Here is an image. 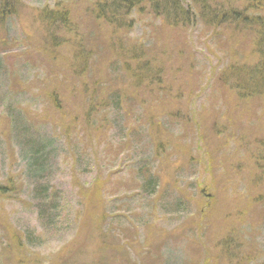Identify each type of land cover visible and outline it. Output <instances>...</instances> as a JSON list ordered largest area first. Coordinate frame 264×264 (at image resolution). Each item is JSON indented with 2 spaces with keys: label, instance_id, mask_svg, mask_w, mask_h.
Returning a JSON list of instances; mask_svg holds the SVG:
<instances>
[{
  "label": "rangeland",
  "instance_id": "obj_1",
  "mask_svg": "<svg viewBox=\"0 0 264 264\" xmlns=\"http://www.w3.org/2000/svg\"><path fill=\"white\" fill-rule=\"evenodd\" d=\"M86 1L10 0V3L17 4L18 15L7 20L0 28V47L4 48L0 52V185L4 183L6 180L4 178L9 173L19 176L16 180L23 185L22 200L26 203L16 205L0 201V224L4 221L7 225L6 221L10 219L14 230L20 233L21 239H18V242L25 249L26 263L132 264L140 244L144 245V240H148L149 236L148 247L149 250L153 249L151 247L153 240H159L163 231L164 234L173 232L175 236L170 240L164 238L165 242L160 243L158 246L160 250L157 251L160 258H155L154 255L157 253L154 252L153 264H202L205 256L209 264H264V165L258 167L264 157V108L257 107L256 113L254 109L242 108V104L237 103L234 97L239 93L231 86L232 83L227 90L222 89L220 83L222 77L219 75L221 68L230 64L233 59H239V52L245 56L250 55L251 49L241 45L243 41L245 43L247 41L244 35L236 36L220 31L217 33H221V39L215 38L213 28L205 29L201 23L188 32L187 39L191 41V50H187L186 57L191 59L193 56L195 62L192 61L193 68H190V63L183 71L184 79L189 76L190 82L198 84L195 92L198 101L192 107H196L197 110L206 109L205 120L209 125L214 122L212 108L215 111L222 110L223 113L230 109L232 116L230 120H235L233 127L226 124L228 119H221V123L217 122L221 140L216 143L213 140L204 141L197 147L194 146L190 160L191 157L187 153H184L186 156L184 157L166 149L167 138L157 144L149 140V136L153 135L149 128L152 127L153 120L161 117L160 111L164 115L167 113L183 115L184 112H178L177 109L173 110L168 106L159 110L135 87H129L123 81L124 85L116 84L120 77L128 81L129 75L122 72L118 77L111 73V70L116 69L115 66H119L115 63V52L120 56L124 55L127 61L132 56L130 51L121 52L115 46L117 38L129 43L128 45L131 44V38L136 42L143 39L141 45L145 47L148 44L147 40L152 42L153 30L149 27L152 15L149 14L142 19L136 17L137 25L131 30V34L129 29L127 33L124 30H114L107 22H98L96 25L101 27L102 35L99 36L100 41L97 43V47L100 48L95 52L96 46L94 48L90 41L85 40L84 47L78 45V42H81L79 39L89 37L86 34L88 22L83 19L87 17L89 22H92L89 15L84 16V11L82 10L83 14L79 11L93 5L92 1L87 3ZM206 1L214 7L212 10L218 7V4L224 6L235 4L237 11H246L251 6V0ZM62 2L67 5L69 18L73 24L76 23L78 30L77 37L69 40V44L81 48L83 60L88 56L85 66L91 73H96L92 74V77L91 75L85 79L75 77L74 71L69 67L72 63L62 64L63 68L59 64L57 68V64L50 61L53 52H47L46 58L43 57L44 52L41 48L44 47V43H48L46 31L47 27L52 25L48 19L45 20L43 10L53 12L60 10ZM257 13L264 18V12L260 10L254 11L253 14L249 11L247 14L259 17L255 16ZM62 27L64 26L52 28L60 32ZM229 40L232 48L227 47ZM31 42L33 46L28 45ZM237 44L238 46H234ZM71 45H67L69 49ZM186 45L187 42L184 46ZM234 50L235 53H231ZM167 52L171 55L169 50ZM62 55L65 58L72 57L66 50L61 51ZM100 57H104L102 62ZM169 57L164 58L167 60ZM119 59L123 61L122 58ZM73 60L76 61L77 69L84 68L83 60L79 63L74 57L71 61ZM240 64H251V61H243ZM129 66L133 70L131 64H128ZM110 75L112 79L108 77ZM45 79L50 80V84H53L52 80L57 82L49 90L52 91L53 88L58 90L63 105L65 101L64 108H67L64 109L65 113L61 112L63 115L57 112L53 117H46L42 113L46 100L39 95L41 81ZM85 80L90 83L94 80V84L89 88L86 85L87 92L98 83L101 89H105L102 84L108 87L113 82L115 92L122 95V109L118 111L110 105L104 107L103 104L85 103L86 95L83 93L85 89L80 87V83L83 84ZM180 80L181 82L176 81L174 84L175 91L171 99L175 100L178 95H185L183 100L187 98V86L183 78ZM74 83L78 85L75 88ZM167 85L164 83V87ZM181 86L183 89L177 90ZM210 86H213L212 89H209ZM224 90L226 96L223 94ZM220 94L225 98L220 100ZM131 96L136 97L137 103H143V106L132 108L131 111L126 109L129 107ZM145 103L147 104L144 105ZM81 109H84V113L80 111ZM68 111L72 112L71 121H75V124L65 134L53 121L56 119L57 122L64 124L65 127L62 125L64 128L68 125L67 121L70 127L71 123L64 117L69 116ZM192 112L193 108L190 113ZM216 116L219 118V115ZM88 119H95L100 127H104L99 132L101 134L96 135L98 138L86 135ZM176 131L177 133L175 129L172 131L176 134L174 137L183 133ZM32 139L31 145L40 143L46 146V142H50V147L46 149L47 163L44 175L33 171L31 164L34 158H25V146ZM206 143L208 144L205 147ZM209 165L216 167L211 170ZM141 170L145 175L143 182L140 177L142 175L139 174ZM224 170L228 175L221 177ZM250 171H255L254 176L258 174L260 177V181L257 180V184L251 186L253 195L250 200L258 197L263 199L259 204L255 199L259 205L255 208L256 214H252L255 210L247 212L248 204L245 200L239 202L241 207L235 205L229 208L226 203L234 195L245 194V182L252 179ZM148 174L158 179L159 184L155 192L157 194L152 198L141 191L145 186L144 179L149 178ZM214 178L215 184L212 183ZM96 181H99V184ZM210 184H213L211 188ZM95 185L99 188L97 196L93 195L94 190L91 189ZM42 187L49 189L52 196L48 201L52 205H46L44 216L41 213L44 206L40 208L39 202H33V199L31 201L35 190L39 192L38 188ZM213 187L215 189L210 190ZM185 189L188 193L183 191ZM82 190L88 191L89 194L86 195ZM213 193L216 195L211 204ZM200 194L205 197L200 203L204 201L205 206L210 203L211 206L217 207V212L219 211L222 216L227 212L233 215L223 223V227L220 226L222 220L215 219L218 231L225 229V224L230 231L236 225V228L242 227L248 235L246 242L243 243V250H238V254L230 260L231 262L226 261L222 254L217 255V252L216 256L213 255L215 253L213 248L222 242L220 237L215 240L214 245L206 238L202 239V235L192 240L185 233L183 222L189 217L198 213H205L208 216L207 208L197 210L191 202L193 197L198 204ZM84 195L91 197L89 199ZM176 203L181 205L176 207ZM239 212L244 213V216H237ZM50 217L55 218L54 224L49 223ZM145 225L152 226V229L148 230V236L145 235ZM210 232L216 231L214 229ZM250 238H253V241ZM3 246L0 245V264H12L14 262L12 251L4 250L5 241ZM206 250L209 252L207 255ZM100 258L105 261H100ZM139 258L138 260H141L143 256L140 254Z\"/></svg>",
  "mask_w": 264,
  "mask_h": 264
},
{
  "label": "trees",
  "instance_id": "obj_2",
  "mask_svg": "<svg viewBox=\"0 0 264 264\" xmlns=\"http://www.w3.org/2000/svg\"><path fill=\"white\" fill-rule=\"evenodd\" d=\"M86 1V0H85ZM92 1L93 5L89 8L81 9L79 10L80 13H82V10L84 11V16H88L91 23L89 22L88 18H84L86 22H88V26L86 27L87 31L86 34L89 35L88 39L84 36L83 39H79L78 45L84 47L83 43L84 41H90V44H92L95 48V52L99 50L100 46L97 47V43H99L100 35H102L101 27H98V22L104 21L110 24L113 29L117 30H124L128 33V29L130 31V34L132 33L131 30L135 28V25H137V19L136 17L146 18L149 16V14L152 15L150 17V25L149 27L151 30H153L152 34V42L146 41V46H142L141 42L143 39H141V42H136L134 38H131L130 42L131 44L128 45L127 42H122L121 39L117 38L115 46L120 49L121 52L123 50L130 51V54L132 55L128 61L124 57V55H119L118 53H114V57L116 58V62L119 66H115V70H111L112 75H118L122 72H125L127 75H131L130 77L127 75L128 81L125 80V78H118L116 84H123L122 81L130 87H135L136 90L139 92H143L146 95V100L150 101V103H153L152 105H155L156 108L160 110L164 107L171 108L173 110H176L182 113L184 112V117L181 114H173V113H167L163 114L160 111L161 117L156 118V120H153L152 127L149 128L151 130L153 135L149 136V140L152 143H162L161 140H165L167 138V146L166 149H170V151L176 153V154H182L184 157V153H187L189 157H191V152H194V146L197 147L201 142L204 141H211L213 140L214 143H216L218 140H221L220 137V130L217 127L216 123L220 122L221 119H228V127H233L235 124V120H230L231 114L230 109L226 113H223V111H215L214 108L211 109L213 113V119L214 122L209 125L208 122L205 120L206 115V109L201 108V110H197L196 107H192L198 100V95L195 94V92L198 89V84H194L195 82H190L189 76H186V79H184L185 71L188 66L191 63L190 68H193V56L190 58L186 57V52L188 49H190L191 41L187 39L189 30L193 29L195 25H199L200 23L204 26V28H213L214 32L216 33L215 38H219L222 36L221 33L217 32H226L227 34H232L236 36H242L244 35V38L247 40L246 43L242 42L241 45L244 47L251 49L250 55L245 56L243 53L239 52L238 58L239 59H233L230 61V64L225 65L220 70V76L222 77L220 79V83L222 85V89L227 90L228 87H230L231 83L233 88L237 91V95H234L236 98L237 103L242 104V108L247 109H254V112L259 109L264 108V18L260 17L261 15L257 13L259 17H253L252 15L249 16L247 14L249 11L253 12L256 10H260L264 12V0H251L250 4L251 6L246 9V11H237L235 8V4L232 6H228L226 4L225 6L223 4H218L219 6L216 7L214 10H212L211 5L208 4L206 0H88ZM86 1V3L88 2ZM18 2V0H17ZM20 2V1H19ZM13 3V4H12ZM10 3V0H0V28L3 27V24L10 19H13L16 17L17 14V4L14 5V2ZM21 3V2H20ZM63 3V6L60 10L57 11H46L43 10L45 16V20H49L52 25H49V28L47 27L46 35L48 39V43H44V47L41 48V50L44 52L43 57L46 58L47 52H53L50 56V61H52L53 64H57V68L61 65V68H63L62 64H71L69 65L70 68H72V71H74L75 77H79L81 79L88 78V75L93 76L92 74H96L94 72L88 71L87 67L85 66L88 56L86 59L83 60V53L81 52V48L76 45L69 44V40L71 41L74 39V37H77V25L76 23L73 24L71 21V18H69L70 12L68 11L67 5ZM59 6V5H58ZM84 8V7H83ZM80 14V15H82ZM68 15V17H67ZM149 19V17H148ZM46 24V23H45ZM60 27V32L53 29L52 27ZM51 32V33H50ZM62 32V34H61ZM226 34V35H227ZM78 39V38H77ZM140 41V40H139ZM4 43L3 41H1ZM187 42V45L184 46V44ZM240 42V41H238ZM230 40L227 41V47L232 48L230 45ZM234 43V42H233ZM95 44V45H94ZM239 44V43H238ZM234 45V46H238ZM28 45H32L31 43H28ZM42 45V44H41ZM71 45L70 49L68 46ZM145 45V44H144ZM33 46V45H32ZM230 46V47H229ZM67 48V49H66ZM3 47H0V52L3 51ZM66 50L69 54H72V57L65 58V56H61V51ZM169 50L171 52V55L167 52ZM191 50V49H190ZM74 52V53H73ZM94 52V54H95ZM229 52V50H228ZM231 53H235L231 52ZM23 55V54H18ZM15 57V55H13ZM26 56V54H25ZM169 57L170 59L165 60L164 57ZM76 58L77 62L79 63L80 60H83V66L82 69H77L75 67L76 61H71L72 58ZM122 58L123 61L121 59ZM100 61L102 62L104 57H100ZM47 59H49L47 57ZM251 61V64H240L243 61ZM70 62V63H69ZM195 62V61H194ZM133 67V70L130 69V66L128 67V64ZM60 64V65H59ZM241 65V66H238ZM101 68V67H100ZM103 74V72H100ZM67 74V73H66ZM112 75L108 76L112 79ZM183 78L184 84L187 86L188 93L187 98L183 100L182 95H178L175 100L171 99L173 96V92L175 91V82L178 83L181 82L180 79ZM42 88H41V94L39 95L41 98L45 97L46 103H45V109L43 108V114L46 117L54 116L55 113L61 112L65 113V107L66 105L64 101V105L62 103V99L60 98L61 95H59L58 90L55 88L50 91L49 89L52 87L53 84L56 85L57 82L52 80L53 84H50V80H42ZM106 82H108L106 80ZM164 83L168 84L164 87ZM234 83V84H233ZM94 84V80L92 82H88L87 80L84 81L83 84L80 83V87L82 89H85L83 92L86 97H84L85 103H88L89 105H95V104H103L104 107H107V105L114 107L116 110L120 111V108L122 109V95L120 93H116V87L114 83L112 82L108 87L102 84L103 88H100V84L98 83L95 85V88H91L88 90L85 88L86 85L88 88ZM65 86L68 84H64ZM124 85V84H123ZM72 87L71 85H69ZM77 83H74L73 87L75 88ZM72 87V88H73ZM164 87V88H163ZM213 87V86H212ZM210 86L209 89H212ZM79 87H77V90ZM183 89L181 86L179 89ZM232 88V87H231ZM21 89V88H19ZM18 89V91H19ZM22 90V89H21ZM76 90V91H77ZM220 90V89H219ZM225 90L224 93L225 94ZM50 91V92H49ZM200 91V90H199ZM198 91V92H199ZM223 91V90H222ZM207 92H205L206 94ZM203 94V95H205ZM223 94L219 95L220 100L224 99L225 97ZM227 94H225L226 96ZM131 100L128 103V110H133L132 108H141L143 105L137 103L136 97L133 98L130 97ZM45 102V101H44ZM145 103L144 105H146ZM193 108V112L190 113L191 109ZM222 109V108H221ZM68 110V109H66ZM84 109H81L80 111L84 113ZM56 111V112H54ZM125 111V110H124ZM67 112V111H66ZM76 113V111H73ZM217 114H216V113ZM69 116H64L69 122L71 123L69 127V123L66 121V128L64 124L57 122L55 119L53 121L56 122L58 128L62 130L65 134L67 131H69L75 124V121H71L73 116H71V111H68ZM11 114V113H10ZM127 114V113H126ZM193 114V116H192ZM63 115V114H61ZM216 115H219V118H217ZM11 116V115H10ZM195 118V119H194ZM51 119V118H50ZM84 124H87L86 121L81 120ZM89 127L86 129L85 133L86 135L90 134L91 137H96L101 133L100 131L103 130V126L100 127L99 122H96L95 119H88ZM38 124V122H35ZM82 123V124H83ZM40 124V123H39ZM110 124V123H109ZM143 124V123H142ZM64 127H63V126ZM99 125V126H98ZM172 128V129H171ZM175 129L180 133L177 135V137H174L176 134H174L172 131ZM181 130V131H180ZM97 133H92V132ZM89 135V136H90ZM151 137V138H150ZM229 137V136H228ZM230 138V137H229ZM264 142V141H263ZM49 143L46 142V146L40 145V143L33 144V139L31 141H28L25 151V158H34L31 166L33 171H38L42 175L45 173V166L47 163V158H45L46 155V149L49 148ZM208 143L205 144V147ZM262 148V147H261ZM264 149V148H263ZM192 160V157L190 158ZM263 162H259L258 167L264 165V157L262 158ZM219 164V163H218ZM225 166V163L223 162L222 167ZM210 169H214L216 165H209ZM185 168V167H184ZM142 169V168H141ZM186 169V168H185ZM214 172V171H213ZM255 171H250V175H252V179H249L245 182V194L240 195L237 194L236 196H232L227 203V207H234L235 205L240 206L239 202H243L244 200L247 202V212H252L255 210L256 207H259V203L263 199L254 198L252 201L250 200L253 195L251 192V189H253L251 186H254L257 184V180L260 181V177L254 176ZM215 173V172H214ZM141 177V181L143 182V177L145 175L142 174V170L139 172ZM149 175V174H148ZM224 175H228L227 172L224 170L223 175H220L221 177H224ZM254 176V177H253ZM17 175H10V173L4 178L6 179L2 185H0V201L1 203H11L16 205H26L25 202H23L24 198V192H23V185L17 181ZM217 178V176H216ZM262 178V176H261ZM158 179H156L154 176H150L149 178L144 179L145 186H143L142 190L145 195L148 197H153L157 193L156 190L159 187L158 185ZM99 181H96L97 184ZM216 179H213V184H215ZM213 184H210L209 187L211 188ZM39 192L35 190L34 197L31 198V201L33 199V202H39L40 208L44 206V210L41 211L42 216H44V212L46 211L45 207L46 205L51 206L52 203H49L48 201L52 196L50 195L49 189L45 188H38ZM91 189H93V195H98V186H93ZM215 189L213 187L210 190ZM86 193V195L89 194L88 191L82 190ZM185 193H188V191L183 190ZM89 198L91 196H86ZM92 195V194H91ZM201 195V194H200ZM215 193H213V198L211 199L210 203L214 200ZM88 199V200H89ZM202 199H205L203 195L200 196L198 199V204L195 203V198L191 197V202H193L194 206H196L197 210H202L203 208H207L208 216L207 214L198 213V215L189 217L188 220L183 222V227L186 230V235L193 240V238L197 236L202 235V239L206 238L209 243L215 242L218 237L222 239V242H219L216 247L213 248L214 252L213 255L222 254V257L227 261L234 259L233 257H236L238 254V250H243V243L246 242L247 236L244 232L243 228H236V225L234 228L230 231V228L225 224V229L222 231H218L215 219L220 218L222 220L220 225L223 227V223H226L227 220L231 219L233 215L226 213L225 216H222L221 213L217 212V207L211 206L213 203H209L208 205L204 204V201L200 203ZM255 199H257L258 204H256ZM190 202V203H191ZM225 203V204H226ZM181 203H176V207H179ZM241 207V206H240ZM5 208V206H4ZM239 208V207H238ZM221 210V209H220ZM216 212V213H215ZM5 213V212H4ZM256 210L252 214H256ZM244 213H238L237 216L243 215ZM57 215V214H56ZM261 215V214H260ZM59 216V214H58ZM57 216V218H58ZM198 216V217H196ZM201 216V217H200ZM235 216V215H234ZM236 216V218H237ZM244 216V215H243ZM262 216V215H261ZM260 216V217H261ZM56 217V216H54ZM50 217L49 223L54 224L55 218ZM8 219V218H7ZM199 220V221H198ZM7 225L3 221L2 224H0V245L1 247H4V241H5V248L4 250H10L13 254L14 262L12 264H28L26 263V257H25V249L20 246V243L18 242V239H21L20 233H17L14 230V227L10 224V219L7 221ZM240 223L242 222L239 221ZM201 225V226H200ZM146 229L145 235L148 236V230L152 229V226L145 225ZM204 226V227H202ZM189 229V231H188ZM215 229L216 232H210ZM217 229V230H216ZM14 230V231H13ZM208 230V231H207ZM218 231V233H217ZM109 232V231H108ZM110 234V233H109ZM218 234V235H216ZM106 236V235H105ZM158 236V235H157ZM174 235L173 232L165 233L162 231V235L159 240H153V244L151 247L153 249L149 250V236L148 240H144V245L140 244V249L137 252V256H135L132 260L134 261L132 264H153L154 261H152L154 258L152 257V254L157 253L154 255L155 258H160V253L157 252L160 249L158 246L161 242H165L164 238L170 240ZM199 236V237H200ZM159 237V236H158ZM187 239V238H186ZM253 241V238H250ZM215 245V244H214ZM145 247H148L145 249ZM150 247V248H151ZM156 247V248H154ZM14 248L15 250H13ZM144 248V250H141ZM116 250V249H115ZM113 250V251H115ZM135 252L134 249H132ZM246 250V249H245ZM117 251V250H116ZM207 255L209 252L206 250ZM250 252V251H249ZM259 252V251H257ZM243 253V252H242ZM248 253V252H247ZM140 254L143 256L141 260H138ZM151 255V256H150ZM124 256V255H123ZM250 256V254H249ZM1 258V255H0ZM206 258V259H205ZM205 260L202 261L205 262V264H209L207 257L205 256ZM140 259V258H139ZM138 260V261H137ZM158 260V259H157ZM12 260H10L11 262ZM100 261H105L104 259L100 258ZM147 262V263H146ZM231 262V261H230ZM129 263V260H128ZM158 263V261H157Z\"/></svg>",
  "mask_w": 264,
  "mask_h": 264
}]
</instances>
